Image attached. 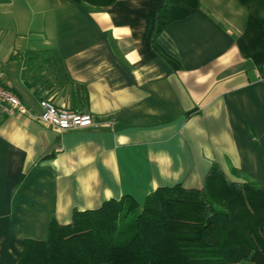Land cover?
<instances>
[{
    "label": "crops",
    "instance_id": "crops-1",
    "mask_svg": "<svg viewBox=\"0 0 264 264\" xmlns=\"http://www.w3.org/2000/svg\"><path fill=\"white\" fill-rule=\"evenodd\" d=\"M165 1L0 0L2 83L29 111H0V264L54 218L201 189L213 163L264 186V0H202L157 35ZM48 99L95 124L47 126Z\"/></svg>",
    "mask_w": 264,
    "mask_h": 264
},
{
    "label": "trees",
    "instance_id": "trees-1",
    "mask_svg": "<svg viewBox=\"0 0 264 264\" xmlns=\"http://www.w3.org/2000/svg\"><path fill=\"white\" fill-rule=\"evenodd\" d=\"M88 11L117 0H70ZM202 0H166L157 35ZM33 54L28 61L38 58ZM213 163L201 189L160 187L140 204L131 196L54 218L45 241L26 240L17 264H264V186Z\"/></svg>",
    "mask_w": 264,
    "mask_h": 264
},
{
    "label": "built area",
    "instance_id": "built-area-1",
    "mask_svg": "<svg viewBox=\"0 0 264 264\" xmlns=\"http://www.w3.org/2000/svg\"><path fill=\"white\" fill-rule=\"evenodd\" d=\"M260 81H264V73L257 74ZM41 113L38 119L59 132L79 130L92 127L94 119L91 115L82 114L67 108L57 107L50 99L40 102ZM0 111L7 116L29 114L28 109L20 98L11 90L4 87L0 74ZM114 125V124H113Z\"/></svg>",
    "mask_w": 264,
    "mask_h": 264
}]
</instances>
